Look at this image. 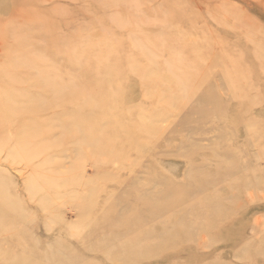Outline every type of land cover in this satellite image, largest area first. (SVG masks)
I'll list each match as a JSON object with an SVG mask.
<instances>
[{
  "label": "rangeland",
  "instance_id": "1",
  "mask_svg": "<svg viewBox=\"0 0 264 264\" xmlns=\"http://www.w3.org/2000/svg\"><path fill=\"white\" fill-rule=\"evenodd\" d=\"M97 1L107 6L95 7ZM177 4L184 5L189 19L186 27L180 26L188 35L186 51L174 53L164 77L176 82L186 74L193 79L182 82L183 96L178 97L174 82L167 100L156 104L153 98L160 110L169 109L168 120L159 127L168 124L160 130L170 135V143L160 134L157 138L136 128L142 140L128 142L129 156L136 159L126 165L104 158L108 149L89 147L93 137L56 145L50 162L43 161L47 152L30 159L26 146L0 143V260L8 256L11 264H264V0H0V66L10 71L25 66L9 64L7 54L10 48L18 52L14 46L22 29L35 32L33 43L42 37L47 44L60 43L71 50L72 40L59 42L62 34L84 32L85 27L106 29L108 43L122 34L106 25V19L152 22L170 16L169 9ZM149 23L143 26L145 35ZM99 39L94 38V49L104 46ZM170 44L164 48L177 49L176 43ZM138 50L134 46L129 52ZM37 53L62 64L64 81L57 78L59 83L68 79L67 73L79 77L83 68L95 67L90 62L67 67L64 56ZM157 56L159 61L168 57ZM234 66L244 75L237 93L226 80ZM131 78L139 76L133 73ZM26 87L17 84L10 92L16 95ZM133 89L139 96L141 86ZM205 93L210 95L200 99ZM173 96L181 107L172 105ZM32 103L39 105L37 100ZM139 103L127 100L124 105L135 108ZM63 133L47 139L48 144L64 138Z\"/></svg>",
  "mask_w": 264,
  "mask_h": 264
},
{
  "label": "bare ground",
  "instance_id": "2",
  "mask_svg": "<svg viewBox=\"0 0 264 264\" xmlns=\"http://www.w3.org/2000/svg\"><path fill=\"white\" fill-rule=\"evenodd\" d=\"M94 6L102 8L106 7L107 4L97 1L94 2ZM169 6L171 5L169 4ZM184 11V5L177 4L176 7L169 9L170 16H164L165 18L159 16L154 18L152 22L132 17L129 22L122 24L116 23L115 20L109 22L106 19V25L122 34L119 39L111 40L108 43H106V38L108 39L106 29L92 31L90 27H87L86 31L85 27L84 32H81V29L72 30L62 34L59 38V42L72 40L74 45L71 50L63 49L59 42V44H53L54 42L47 44L42 37H39V42L33 43L35 32L32 31L34 32L32 33L29 28L22 29L20 40L14 46L17 47L14 50L18 52L12 53V48H10L9 51L7 50V54L9 64L17 66L22 64L20 67L24 64L25 66L14 68L13 71H10V68L0 66V143L13 141L15 146H26V154L30 159L37 157V155L39 157L42 152H47L48 155L43 161L50 162V155L57 150L56 145L58 147L59 145L64 146L65 142L79 140L84 136L93 137L95 141L88 143L89 147L108 149L104 151L106 156L104 153L103 157L109 160H118L122 165L131 164L132 160L136 159L130 158L128 153L129 141L139 142L142 140L141 136L135 132L136 128L152 132L157 138L160 134L161 138L166 137L165 141L170 143V135L164 136L163 131L168 124L164 128L159 127L162 120H168L169 109L160 110L156 104L166 99L167 89L168 91L172 90L173 84L176 82L178 97L183 96L182 82L193 79V76L183 73L184 76L176 77V82L175 78L170 81L168 77H164L165 65L167 66L169 61L174 63V53L181 51L180 48L186 51L184 39L188 35L181 28L188 25L189 19L185 18ZM40 15L37 14L38 17ZM52 19L54 20V18ZM51 21L49 19L47 22L50 23ZM149 22L156 25L157 28L153 30ZM145 23H149L148 35H145L146 32L142 30L143 26L146 25ZM182 25L183 27H180ZM95 37L101 38L99 42L104 41V46L101 49H94L93 40ZM166 43H176L177 49H165ZM134 46L139 50L137 54L133 55L130 54L129 50ZM159 47L162 49L158 50ZM37 52H43L53 57L64 56L67 67L80 64L84 67L89 62L95 64V67L94 69L83 68V73L79 77L67 73L68 79L59 83L56 80L62 78L59 73L62 64L48 61L45 55L39 54L37 56ZM160 54L162 56L167 54L166 61L157 60V55ZM245 57L247 60V56ZM240 60L242 61V59ZM240 60L237 62H241ZM232 69V72H229L230 68L229 71L227 69L229 76L225 78L235 86L234 92L237 93L241 90L238 88V80L244 75L242 72H238L237 66L232 67ZM133 73L138 74V80L131 78ZM257 77L259 78V74ZM62 80L64 81L63 78ZM247 82L250 86L251 81ZM21 83L27 84L26 91H17V94L13 95L10 92L13 91L12 87ZM135 85L141 86L142 90L137 92L139 96L135 94L136 91L133 89ZM242 85L244 86L243 82ZM242 85L241 88H243ZM252 85L255 84L251 83ZM191 93L193 92L191 91ZM252 93H256V91ZM209 95L206 93L200 95V99L205 100L204 98ZM240 95L243 96V94ZM153 98L158 99L156 104ZM137 99L140 103L135 108L124 105L127 100ZM34 100H37L39 105L34 106L32 103ZM171 103L181 107V102L179 99H174V96ZM229 105L231 107L232 104L229 103ZM245 108L246 106H244ZM244 109V112L247 111ZM219 118L222 119L221 116ZM22 132L26 134L20 136L19 134ZM61 132L65 134V137L61 138L62 140L56 141L54 138L55 141L48 144L47 139L53 138ZM14 134L19 135V139L13 138ZM43 142H47L48 145H44ZM34 148L37 149V152L29 151ZM132 176L130 177L132 178ZM175 189L183 192L180 187H175ZM140 190L144 191V188L140 187ZM113 206L114 209H117L115 204ZM8 259V256H5L0 260V264L14 263L12 259L10 261Z\"/></svg>",
  "mask_w": 264,
  "mask_h": 264
}]
</instances>
